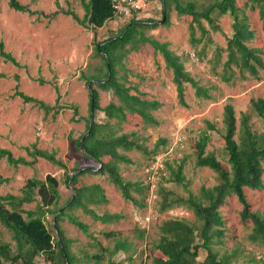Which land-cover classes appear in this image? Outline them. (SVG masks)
Returning a JSON list of instances; mask_svg holds the SVG:
<instances>
[{
  "label": "rangeland",
  "instance_id": "374dc122",
  "mask_svg": "<svg viewBox=\"0 0 264 264\" xmlns=\"http://www.w3.org/2000/svg\"><path fill=\"white\" fill-rule=\"evenodd\" d=\"M29 6L30 11H17L9 6L8 0H0V39L5 42V49L11 52L21 66L6 62L0 56V147L9 149L15 157H25L32 160L26 146L33 143L44 150H55L57 157L66 165L62 168L46 159L38 158L33 165H11L6 158L0 159V173L6 181L0 186L1 193L21 194L22 187L31 177L45 179L48 174L60 180L58 187L61 197L58 202L43 213V217L54 234L58 235L54 220L56 211L60 209L74 194L73 186L66 182V175L73 174L76 166H96L97 164L82 155L78 147L79 137L86 132L88 118L91 116L90 87L81 78L83 71L87 74L96 72L102 59L95 54L98 41L117 35L121 29L132 20L131 18L112 19L104 26L93 29L75 21L66 11L73 10L81 18L86 8L81 0H19ZM87 1V0H86ZM187 0H172L168 9L169 22L162 20L164 13L163 0H152L151 7L134 17L156 25L154 28L143 27L146 35L170 43L184 61L186 69L199 80L202 85L211 88L213 98L210 100L198 98L195 89L186 85L185 99L187 106H183L178 99L176 84L173 81L172 70L166 67L163 56L155 52L150 44L142 45L138 51L130 52L124 59V69L118 67V77L128 75L127 85H132L141 92L143 98L156 99L162 103L154 111L159 121L157 125H145L140 118H131L123 123V132L138 131L146 138L149 149L154 148L160 138H167L165 151L152 157L139 151H128L126 154L132 163H121V172L126 180L141 181L149 186L151 178L148 166L156 157L162 155L165 162L154 169L152 180L155 185L153 192L147 187L143 196L136 191L133 194L146 205L131 202L124 198L121 191L111 182L107 174L86 173L78 177V183L91 185L99 183L104 187L109 199L106 204L89 206L99 214L117 213L120 218L112 222L103 223L87 213L81 207L67 210L66 215L58 224L64 229L65 236L70 239L69 249L74 255L75 264H111L120 261L121 264H153L155 256L154 246L159 239V225L169 217L168 210L161 211L162 197L166 192L175 196L188 198L191 193L198 195L201 188L213 187L219 184L218 174L211 168L199 166L193 143L198 139L202 130L207 129L206 121L214 123L210 130L211 140L206 151L213 152L218 159L227 161V154L223 149L221 135L223 133V114L227 103L235 107L237 124L244 111L251 113L253 128L263 132L262 120L257 117L250 107L251 99L264 96V71L255 78H242L239 68L233 65L235 76L230 82L222 80L224 63L228 59V37L233 33V17L230 14L219 16L218 23L221 30H214L210 24L201 19L202 25L208 33L203 34L200 25L194 22V36L191 20L178 14L176 2ZM201 7L208 6L213 0H192ZM244 0H239V4ZM32 11L43 14H32ZM61 11L53 19L47 15ZM251 29L255 31V38L249 42L251 47L259 48L264 59V30L259 15V9L246 8ZM221 52V55L219 54ZM16 74L20 79H16ZM247 75H249L247 73ZM39 79H44L41 83ZM55 85L59 87L60 97ZM97 88L96 85H94ZM135 89L131 90L136 93ZM44 100L51 105H57L61 112L54 116L53 111L45 114L44 110L32 102H25L16 91ZM100 105L106 106L116 98L109 91L98 88ZM71 105L78 107V121L72 119L74 110ZM94 119L99 122L106 120L102 111L95 113ZM114 122V120H112ZM121 132V131H120ZM184 161L185 184H180L172 178V168L176 169ZM164 167L163 172L159 168ZM264 166V165H263ZM171 167V168H170ZM99 167L96 168V170ZM264 169V167H263ZM264 182V171H263ZM167 179V180H165ZM162 192V193H161ZM164 192V193H163ZM250 202L251 211H264V187L262 189L245 188ZM157 195V197H154ZM39 199V198H38ZM9 206V205H8ZM10 207V206H9ZM38 200L24 203L25 211L36 210ZM189 211L188 220L196 227L202 223L192 210L185 206H175ZM244 206L237 196L229 195L220 207L224 218V234L213 240V248L218 253V259L226 258L231 264H261L264 260V243L251 239L254 223L251 219H242ZM170 209V208H169ZM27 216V213H24ZM77 216L89 225L88 232L80 229L69 221V216ZM151 217L148 221L147 217ZM2 238L12 243V233L0 222ZM112 232L108 236L106 233ZM143 233V236L141 234ZM127 239L132 243L128 251H119L114 255L106 252V248L113 249L116 240ZM198 241L202 238L199 236ZM207 250H200V259L207 257ZM95 255H102L98 262Z\"/></svg>",
  "mask_w": 264,
  "mask_h": 264
},
{
  "label": "trees",
  "instance_id": "16d2710c",
  "mask_svg": "<svg viewBox=\"0 0 264 264\" xmlns=\"http://www.w3.org/2000/svg\"><path fill=\"white\" fill-rule=\"evenodd\" d=\"M9 6L17 11H30L29 6L19 0H8ZM86 8V13L81 18L75 11L68 10L67 14L82 25H88L93 29L102 27L106 22L115 17V8L112 0H81ZM172 0H164V13L167 12L166 23L169 22L168 9ZM259 9L260 19L264 30V0H244L239 4V0H213L208 6L201 7L196 1H177L175 9L178 14L184 15L191 20V29L194 36V22H197L204 35L208 33L202 25L201 19L206 20L212 29L221 30L218 23L219 16L230 14L233 17V33L228 37V59L224 63V71L221 73L222 80L230 82L235 76L233 65L239 68L242 78L253 76L258 78L264 71V59L259 48L251 47L249 42L255 38V31L251 29L246 8ZM61 11L47 15L54 18ZM32 14H43V12L32 11ZM132 18L115 35L105 40L98 41L95 47V54L102 59L101 64L96 68V72L87 74L83 71L81 78L88 83L90 88V109L94 108L95 113L102 111L106 115L103 122L94 119L90 133L84 139V150L82 155L88 160L96 163V166L86 165L76 166L74 172L79 171L71 180L72 174L66 175V182L73 186L76 192L75 198H71L60 209L56 211L57 221L54 223L59 234L55 235L53 229L47 225L43 213L50 212V206L56 204L61 197L58 189L60 180L51 174L45 179L31 177L21 189V194L3 195L0 190V222L12 233V239L16 243L13 249L12 243L2 238L0 230V264H75L74 255L69 249V240L64 233V229L58 224L66 215L67 210L75 207L83 208L95 219L107 223L120 218L117 213L99 214L89 205L106 204L109 202L105 194L104 187L99 183L91 185L78 183V177L90 174H107L111 182L121 191L124 198L131 202H138L141 206L146 205L145 197L139 200L132 191L143 196L147 185L141 181H130L123 177L121 163H132V159L126 154L128 151H139L146 156H154L165 151L168 143L167 138H160L154 148L149 149L146 138L138 131L123 132V123L128 122L132 117L140 118L145 125H157L159 121L154 115V111L159 109L162 103L156 99L143 98L141 92L132 85H127L128 75L118 77V67L125 68L123 59L133 51H138L142 45L150 44L155 52L160 53L165 61L166 67L173 72V81L176 84L179 102L187 106L185 99L186 85L190 84L195 89L198 98L210 100L213 98L211 88L202 85L199 80L186 69L181 56L170 48L168 41H160L153 36L146 35L143 27L154 28L156 25L149 24ZM100 45V48H98ZM221 55V52H219ZM0 56L6 61L16 66H21L17 58L5 49L4 40L0 39ZM247 73L249 75H247ZM5 75L0 73V78ZM19 80L20 76L15 75ZM44 83V79H39ZM97 86V88L94 87ZM98 88L111 92L116 100H112L106 106L100 105V93ZM59 94V87L55 85ZM135 89L136 93L131 90ZM16 95L25 102H32L45 114L53 111L56 116L61 112L57 105H51L44 100L25 94L17 90ZM253 112L262 120L264 129V96L253 98L250 102ZM74 114L72 119L78 121V107L71 105ZM86 132L90 126V117L87 119ZM114 120V122H112ZM207 129L202 130L198 139L193 143L196 153V161L199 166H206L213 169L219 177V184L213 187H202L200 193H191L188 198L175 196L166 192L163 194L160 208L161 211L172 207L185 206L192 210L195 217L202 223L201 228L188 220V217L169 218L159 225V239L155 243V256L153 264H231L226 259H218V253L213 248V239L216 236H223L224 218L220 207L225 203L229 195H236L243 204L242 219H251L254 223V230L251 239L264 243V211H251L245 188L262 189L263 165H264V131L259 132L253 128L251 123V113L244 111L240 118V125L237 124L235 107L232 103H227L223 114V149L227 154V161H222L213 152H207L206 148L211 140L210 130L215 128L214 123L206 121ZM121 131V132H120ZM85 132V133H86ZM83 133L77 142L85 135ZM28 154L33 157L28 160L25 157H15L9 149L0 147V159L6 158L11 165H33L37 159H46L62 168L67 169V165L57 157L55 150L49 151L40 149L36 143L25 147ZM99 167L97 170L96 168ZM171 168V167H170ZM172 178L180 184H185L184 161L176 169L172 168ZM71 180V182H70ZM167 180V179H165ZM6 178L0 173V186ZM162 193V192H161ZM73 196V195H72ZM39 198V199H38ZM38 200L36 210L25 211L22 209L24 203H31ZM10 207H9V206ZM27 213V216L24 215ZM55 216V217H56ZM69 221L80 229L88 232L89 225L80 220L77 216H69ZM108 236L114 233H106ZM143 236V233L141 234ZM202 241H198V237ZM132 243L127 239L116 240L113 249L106 248L112 256L119 251H128ZM207 250V257L201 261L200 250ZM98 262L102 255H95ZM111 264H121L120 261H111ZM264 264V260L262 263Z\"/></svg>",
  "mask_w": 264,
  "mask_h": 264
},
{
  "label": "built area",
  "instance_id": "2783aa9c",
  "mask_svg": "<svg viewBox=\"0 0 264 264\" xmlns=\"http://www.w3.org/2000/svg\"><path fill=\"white\" fill-rule=\"evenodd\" d=\"M115 8V17L113 19H123V18H131L134 17L136 14H139L141 12H144L148 10L151 7L152 0H112ZM165 162L163 159V156L160 155L156 157L154 162L148 166V174L149 178H151V182L148 186L150 190L153 192L154 190V183L152 180V174L154 172V168L158 166L159 164ZM161 173L164 170V167L162 166L159 168ZM154 197H157V195H154ZM169 212V218H182V217H189V211L185 210L184 208H170L168 209L167 213ZM151 217H147V220L149 221Z\"/></svg>",
  "mask_w": 264,
  "mask_h": 264
},
{
  "label": "water",
  "instance_id": "95a60500",
  "mask_svg": "<svg viewBox=\"0 0 264 264\" xmlns=\"http://www.w3.org/2000/svg\"><path fill=\"white\" fill-rule=\"evenodd\" d=\"M163 1H164V0H163ZM165 19H166V17H164V19L162 20V22H164ZM98 48H100V45H98ZM90 84H91V82L88 83L89 87H90ZM90 91L92 92L91 88H90ZM93 121H94V108L92 107V108H91V116H90V126H89V129H88V131L85 133V135H83V137H82V139H81V141H80V148H81L83 151H85V150H84V145H83V144H84V139H85V137L90 133V131H91V127H92V125H93ZM78 172H79V171H76V172H74V173L71 175V180L73 179L74 175L77 174ZM71 180H70V182H71ZM69 185H70V184H69ZM75 195H76V192H74V194H73V196H72L70 202H72V201L74 200ZM56 221H57V216L55 217V220H54V223H55V224H56ZM56 227H57V226H55V228H56Z\"/></svg>",
  "mask_w": 264,
  "mask_h": 264
}]
</instances>
